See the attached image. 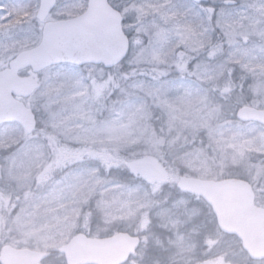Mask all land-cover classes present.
Returning a JSON list of instances; mask_svg holds the SVG:
<instances>
[{"label":"snow or ice","instance_id":"obj_1","mask_svg":"<svg viewBox=\"0 0 264 264\" xmlns=\"http://www.w3.org/2000/svg\"><path fill=\"white\" fill-rule=\"evenodd\" d=\"M0 264H264V0H0Z\"/></svg>","mask_w":264,"mask_h":264}]
</instances>
